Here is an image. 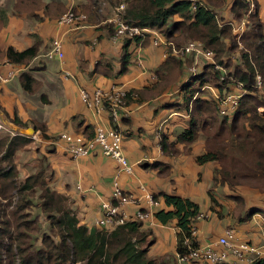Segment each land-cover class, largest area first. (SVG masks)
Returning <instances> with one entry per match:
<instances>
[{"label":"crops","instance_id":"obj_1","mask_svg":"<svg viewBox=\"0 0 264 264\" xmlns=\"http://www.w3.org/2000/svg\"><path fill=\"white\" fill-rule=\"evenodd\" d=\"M192 1L202 3V0ZM257 2L264 24V0ZM232 4L233 0H226L222 7L210 9L217 14L220 23H230L233 34L239 37L238 31L242 30L243 34L247 25L234 19ZM116 8L108 11L103 0H0V75L7 77L15 72L9 82L0 80V123L7 128L0 131V140L10 135L11 138L17 135L31 138L37 134L41 144L30 151L25 160L30 161L27 167L34 169L36 156L45 155L54 172L53 189L69 198L80 223L89 228H100L97 222L101 217V203L112 198L116 183L139 197V205H128L126 210L134 213L151 209L154 228L144 226L152 229L155 237L149 248L151 256H174L172 264H211L183 262L177 258L179 228L176 222L162 225L155 217L158 211L165 209L164 200L159 196L165 193L190 199L200 206L205 218L194 224L200 245H212L229 230H235L237 241L256 247L261 253L258 258H263L264 193L261 190L260 194L254 193L256 203L253 204L247 199V194L251 193L237 192L241 185L230 188L228 184H222L219 175L217 181L218 162L197 163L196 158L208 150L201 128L198 140L174 146L177 137L190 127L191 116L184 106L183 88L195 81L189 73L194 64L193 57L181 73L174 65L170 77L174 81L158 92L163 83L161 69L171 57L181 59V56L176 53L174 43L162 33L153 31L144 37L142 46H131L126 74L111 78L97 72L100 63H112L116 75L121 65L124 44L122 40H113L114 35L108 29V20L115 15ZM71 10L84 19L72 25L60 23ZM56 39L63 43V49L61 55L51 59L47 53ZM35 44H38L39 52L30 63L9 62L6 56L9 48L22 52ZM235 55L227 52L224 59H233ZM208 65L200 64L198 73L208 71ZM24 75L31 80H24ZM113 87L128 93L126 111H122L125 115L115 122L106 113L96 116L80 97L81 90L92 94L99 89L110 91ZM227 93L239 95L240 89L230 83L221 94L215 86L206 84L200 88L198 97L217 101ZM260 112L264 113L263 109ZM98 124L114 127L124 134L123 150L134 166L133 177L121 173L118 163L104 156L99 149L82 158H74L66 152L61 135L89 137ZM42 128L49 139H43ZM164 142L166 150L163 149ZM32 143L20 150L31 148ZM172 150L177 154L172 155ZM32 157L36 159L32 161ZM155 164L158 167H154ZM140 185L153 195L156 204H151L144 196L139 190ZM248 213L253 215L245 220ZM240 264L250 262L245 260Z\"/></svg>","mask_w":264,"mask_h":264},{"label":"trees","instance_id":"obj_2","mask_svg":"<svg viewBox=\"0 0 264 264\" xmlns=\"http://www.w3.org/2000/svg\"><path fill=\"white\" fill-rule=\"evenodd\" d=\"M103 1L111 12L113 7L126 0ZM225 1L202 0V3L194 4L189 0H130L124 18L129 26L162 33L174 43L177 51L187 43L203 42L206 48L214 51L218 65L228 71L230 79L222 82V73L208 65L206 69L210 71L198 73L193 78V84L184 86V106L190 112L191 122L189 129L177 137L174 146L192 144L201 136V128L208 150L196 158L197 163L218 162L220 168L215 171L217 181L219 175L222 184L234 188L241 185L237 181L239 173L234 172L232 164H224L227 157L224 152L215 151L210 146L212 142L218 144L219 140L222 143L233 140L232 145L242 150L249 148L259 159V169L253 177L264 180V117L258 111L264 105L259 95V90L264 91V24L260 19L258 2L254 0L255 9L248 17L246 31L237 39L233 26L220 23L212 10L222 7ZM249 9L245 0H233L231 11L236 21L242 22ZM108 25L111 34L115 35L117 26ZM143 39L140 36L121 39L124 46L116 75L113 74L112 63H100L97 72L111 78L126 74L131 61L130 48L133 44L142 46ZM38 52V44H35L22 52L9 48L6 56L11 63L27 65L37 57ZM227 52L239 54L236 65L232 58L224 59ZM184 59L171 57L159 71L163 83L158 92L174 81L170 78L174 65L179 73L186 67L190 57ZM23 77L24 80H31L27 75ZM258 78L261 88L257 87ZM232 80L242 83L247 94L239 101L233 118H220L218 101L198 97L199 90L211 84L222 94ZM41 130L43 139H49L46 130ZM10 136L0 140V264H172L174 256L149 254V248L155 242L154 233L141 223L130 221L112 231L82 225L69 198L53 189L51 180L54 172L45 155H40L38 167L21 179L15 155L32 138ZM93 137L94 134L89 136ZM166 147L164 142L163 149L166 150ZM174 154H177L176 150H172ZM5 163L7 166L4 167ZM261 192L264 193V189ZM159 196L164 200L165 209L158 211L155 217L162 225L176 222L179 228L177 253H185L187 247L184 241L191 237L194 224L203 215L201 208L190 199L165 193ZM211 200L216 204L214 197L211 196ZM253 213H248L245 220L250 219ZM196 245L193 238L192 246ZM250 264H264V257Z\"/></svg>","mask_w":264,"mask_h":264},{"label":"built area","instance_id":"obj_3","mask_svg":"<svg viewBox=\"0 0 264 264\" xmlns=\"http://www.w3.org/2000/svg\"><path fill=\"white\" fill-rule=\"evenodd\" d=\"M130 0H126L123 4L118 6L115 11V15L110 17L108 22L117 26L118 30L113 36V40L119 41L125 37H145L146 33H154L150 30L141 29L134 26H129L125 23V10L127 8V3ZM192 1V0H189ZM249 5V13L246 18L242 21L244 26L248 22L247 18L250 13L255 9L254 0H245ZM196 4L194 1H192ZM84 16H77L72 10L64 15L60 23L65 25H72L75 21L83 20ZM242 32V30H241ZM240 32V33H241ZM242 33L239 35L240 38ZM158 43V40H155ZM63 49V43L60 40H54L51 49L47 53L48 58H53L61 55ZM182 58L193 57L194 64L189 69V73L192 78H194L199 71L200 64L212 65L215 71L221 72V81L226 82L230 79L228 71L215 61V53L213 50L205 47L204 43L193 41L187 43L180 48V51L176 50ZM15 75V72H11L7 77L0 75V80L3 82H9L11 78ZM240 89L239 95H231L227 93L223 97L217 99L219 103V114L221 117H233L235 110L238 107L239 101L242 97L247 94L242 83L232 80ZM257 87L261 88V81L258 78ZM128 93L119 87H113L110 91L106 90H96L94 93L90 94L85 90L80 91V97L87 105V107L98 117L103 116L105 113L108 114L109 118L115 122L125 115L122 113L123 109L126 111V98ZM262 110V107L259 108ZM264 114V113H261ZM7 130V128L0 123V131ZM13 135V133H11ZM34 141L39 140L37 134L31 137ZM123 139L124 134L114 128H107L102 124L95 126L94 137L89 138L82 134H68L64 133L60 136L66 144V152L74 158H82L90 155L91 152L99 149L100 152L113 160H115L118 165L120 172L133 177L135 175L134 166L128 161L123 150ZM139 190L144 193L151 204H156L154 197L150 194L144 185L139 186ZM140 198L134 194L126 191L118 183L115 184L112 198L110 200H105L101 203L100 213L101 217L98 220V226L102 229L112 231L115 228L125 225L130 221H136L141 223L143 226L153 227V214L151 209H140L134 213H129L126 210L128 205H139ZM204 215H201L198 220L204 219ZM196 228L193 226L191 231V237L186 238L184 245L187 247L185 253H177V258L183 262H200L205 261L211 264H240L243 261H248L252 263L253 258H258L260 256V251L256 247L249 245L247 243L237 241L235 230H229L224 236L220 237L212 245H200L196 240ZM193 238L197 245L192 246ZM250 255L252 258L250 259ZM234 259V260H232Z\"/></svg>","mask_w":264,"mask_h":264},{"label":"rangeland","instance_id":"obj_4","mask_svg":"<svg viewBox=\"0 0 264 264\" xmlns=\"http://www.w3.org/2000/svg\"><path fill=\"white\" fill-rule=\"evenodd\" d=\"M248 20V18H247ZM249 21V20H248ZM242 23V22H240ZM248 22L245 23V25H247ZM241 32L238 31V36H239V33ZM244 33V32H243ZM238 39V37H237ZM239 54L236 53L235 57L233 58V63L236 65V60L238 59L237 56ZM260 91V98L262 100H264V91L261 89L259 90ZM263 111H264V105L261 106ZM260 107V108H261ZM258 111L260 112V110L258 109ZM262 112H260L261 114ZM31 141H33L34 143H32L31 145V148H28L27 150L23 149V150H20L16 156H15V161L17 163V166L19 168V172H20V178L21 179H24L28 173H31L33 172V169H29L27 167L28 162H25L26 158L28 157L30 151H34V148L38 147L37 144H41L39 142V140L37 141H34L33 139H31ZM221 140H219L218 144H215V142H212L211 143V149L213 148L215 151H221V152H224L227 157L224 159L225 162L224 164L226 166L228 165H231L233 166V169H234V172L235 173H239V177L237 179L238 183H241V186L240 188H238V191L237 192H242V191H247L249 193H251V195H248L247 194V199L249 202L251 203H256L254 202V199H253V194L254 193H258L259 190H262L264 189V180L263 179H255L253 177V174L256 173V171H258L259 169V159L258 157L254 155V153H252V151L247 148V149H241V148H238L237 146H234L232 145L234 142L233 140H229L228 143L226 142H223L222 141L220 142ZM226 144H228L226 146ZM39 150V149H38ZM37 158V159H36ZM36 158H33L32 157V161H34V159H36V166L35 167H38L39 165V161L38 159L40 158V155L36 156ZM7 166V164L5 163L4 164V167ZM245 176L246 178L243 179L242 177ZM216 183H215V188H216ZM260 194V192H259ZM223 200H226V199H223ZM4 254V252H3Z\"/></svg>","mask_w":264,"mask_h":264}]
</instances>
